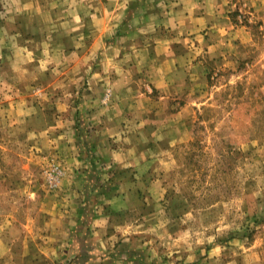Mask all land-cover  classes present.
Instances as JSON below:
<instances>
[{"label": "rangeland", "instance_id": "obj_1", "mask_svg": "<svg viewBox=\"0 0 264 264\" xmlns=\"http://www.w3.org/2000/svg\"><path fill=\"white\" fill-rule=\"evenodd\" d=\"M218 6L220 23L192 34L167 20L148 25L145 66L132 73L127 102L115 106L130 132L115 142L126 150V168L105 172L91 149L95 124L80 109L96 96L88 81L48 89L37 79L27 91L35 116L19 119L0 103V264H75L78 247L51 231L69 157L89 164L72 168L73 176L129 179L122 188L136 209L113 214L110 224L144 229L159 248L156 264H264V0ZM0 76L9 97H23L10 88L14 74L1 68ZM117 93L104 82L100 108L124 97Z\"/></svg>", "mask_w": 264, "mask_h": 264}, {"label": "crops", "instance_id": "obj_2", "mask_svg": "<svg viewBox=\"0 0 264 264\" xmlns=\"http://www.w3.org/2000/svg\"><path fill=\"white\" fill-rule=\"evenodd\" d=\"M149 2L151 10L147 0H0V70L2 68L6 76L14 74L10 88L24 91L23 97H9V88L5 87L9 86L8 82L0 76V86L5 91L2 97L0 95L1 106H11L19 119L18 115L35 116L38 108L29 102L32 100L27 98V91L37 84V79L42 78V86L48 89H64L77 80H82V84L88 81L97 97L83 99L80 109L87 112L88 119L95 124L91 130V149L105 172L109 173L116 163L126 168V150L115 142L130 132L120 126L122 119L115 113V106L127 102L125 94L130 89L132 73L141 72L145 66L143 58H147L149 51L148 25L167 20L179 28L192 27L187 29L192 30V34L197 31V25L212 27L220 23L219 0ZM198 9L203 12L197 13ZM53 73H58L59 77L53 80ZM107 81L115 93L126 97L117 98L109 110L100 108L98 96ZM64 103L59 101V104ZM66 113L63 108L59 117L67 120ZM48 132L43 130L44 135ZM72 159L74 157H69L64 163L67 165L63 166L66 170L59 190L61 194L55 198L51 196L55 201L50 212L60 218L59 223L51 227L52 232L60 233V243L78 247L77 254L72 255L77 256L74 263H155L152 259L159 248L144 234V229L110 224L113 214L136 209L135 202H128L129 190L122 188L129 179L113 181L105 176L100 179L73 176L70 174L72 168L89 164ZM82 184H90L94 191H78ZM110 185L112 194L109 193ZM52 239L56 240V235ZM84 247L87 249L83 251ZM193 261L189 263L194 264Z\"/></svg>", "mask_w": 264, "mask_h": 264}]
</instances>
